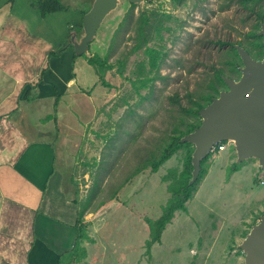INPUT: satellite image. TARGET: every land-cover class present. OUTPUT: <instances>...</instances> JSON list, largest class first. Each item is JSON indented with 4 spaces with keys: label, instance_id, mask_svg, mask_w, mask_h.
<instances>
[{
    "label": "rangeland",
    "instance_id": "1",
    "mask_svg": "<svg viewBox=\"0 0 264 264\" xmlns=\"http://www.w3.org/2000/svg\"><path fill=\"white\" fill-rule=\"evenodd\" d=\"M58 1L86 10L91 5V0ZM130 9L123 0L98 29L86 54L95 67L88 63V72L77 65L78 84L96 76L98 86L75 96L77 107L58 112L54 122L56 168L68 195L78 199L87 228V254L79 264H244L239 245L264 213V169L256 159L238 162L228 141L213 152L187 213L176 212L150 255L147 220L159 218L170 190L183 183L190 147L179 148L157 172L140 169L160 155L171 136L201 121L191 112L207 106V95L227 90L218 75L240 78L242 61L232 45L256 60L264 57L255 49L264 38L252 36L264 22V0L146 1L134 8L133 19L140 10L148 13L147 44L135 50L143 37L129 23L111 48ZM231 58L236 70L227 64Z\"/></svg>",
    "mask_w": 264,
    "mask_h": 264
},
{
    "label": "crops",
    "instance_id": "2",
    "mask_svg": "<svg viewBox=\"0 0 264 264\" xmlns=\"http://www.w3.org/2000/svg\"><path fill=\"white\" fill-rule=\"evenodd\" d=\"M40 1L0 0V264H79L87 254L81 242L83 258L70 256L78 206L56 168L52 138L60 112L77 107L75 96L92 94L99 82L85 74L89 81L78 84L77 65L88 72L90 65L75 60L72 48L49 54L81 29L89 9L62 5L43 16Z\"/></svg>",
    "mask_w": 264,
    "mask_h": 264
},
{
    "label": "water",
    "instance_id": "3",
    "mask_svg": "<svg viewBox=\"0 0 264 264\" xmlns=\"http://www.w3.org/2000/svg\"><path fill=\"white\" fill-rule=\"evenodd\" d=\"M122 1L91 0L89 10L83 15L82 32L78 35L72 31L70 34L76 56L90 52V44L98 29ZM126 1L142 7L150 0ZM257 34L264 38V22ZM234 47L242 61L240 78L234 80L222 75L227 90L221 91L218 97L199 110L200 126L180 139L181 143H190L194 147L191 185L199 178L202 161L223 141L234 144L238 162L253 158L264 169V58L256 60L241 45L235 44ZM239 248L244 254V264H264V213Z\"/></svg>",
    "mask_w": 264,
    "mask_h": 264
},
{
    "label": "trees",
    "instance_id": "4",
    "mask_svg": "<svg viewBox=\"0 0 264 264\" xmlns=\"http://www.w3.org/2000/svg\"><path fill=\"white\" fill-rule=\"evenodd\" d=\"M242 1H243L244 5L254 2V0H242ZM130 5H131V9L129 10V12H127L124 19L119 23V26H118L115 34H114L113 41L110 45L111 48L113 47L114 39L116 37H117V39H120V34L122 33L123 28L129 23H134L136 26L135 31H137V29H138L140 31V36L143 37L142 42H140L136 46L135 50L145 46L149 40L150 30L147 28V26L144 25V22L147 21V19H143L144 17H146L148 15V13L144 10H140L138 20L134 21V19H133L135 16L134 15V8L137 7V5L131 4V3H130ZM62 8H63V6H62L61 2L58 0H42L39 2V10L43 16H45L49 13H52L54 11L61 10ZM86 12L87 11H85L84 13H86ZM80 30H82V26H81ZM252 36L254 38H260L261 37V36H258V34L256 32H253ZM257 45L258 46H255V45L254 46H255V49H257L258 54L264 55L263 43L257 42ZM68 47L73 49L69 39L66 40V44L64 45V47L62 49L50 52L49 57L50 58L51 57H58ZM232 49L235 52V54L238 56V52L233 45H232ZM83 56L86 58L87 62L90 65L95 67V61L93 58H89L86 54H84ZM75 57H76V55L74 53V58ZM227 64H229L231 69H233V70H236L238 67L237 62L233 58L229 59L227 61ZM44 71H46V70H43L42 76L44 74ZM220 73H222V72H220ZM218 78H219V80H221L223 82L221 75H218ZM38 81L41 82L42 77ZM40 82L36 81L33 84H26L25 85V87L27 88L26 94L30 93L31 90L34 89ZM60 97H61L60 95L57 96L56 105H57V102L59 101ZM206 97L208 99V103H207V105H208L209 103H211V101L213 99V94H209ZM56 105H55V107H56ZM203 106L204 105H199L196 112H191V113H193V115H195L201 119V117L199 115V110ZM200 124H201V121L197 124L190 123V124H188L189 129L186 132L183 131L179 135L171 136L170 140L165 144L164 148L162 149V152L160 153V155L157 158L148 159L145 163H143V165L140 169V170H144L147 168H151L152 172H157L159 170V168L164 163H166L169 159H171V157L179 150V148H181L183 146H189L190 147V150L188 152V156H187L186 161H185L183 183L181 185H178L174 189L170 190L171 197L168 200L167 204L163 207L162 213L159 216V218L156 219L155 221L147 220V223H148L149 228H150V235H149L148 240L145 243L147 255H150V251H151L154 244H160L161 243L162 234L166 230L167 226L172 223L176 212L181 211V212L187 213V211H188L187 203L194 197V192L197 189V185L205 178V176L208 173V168L205 167V164L210 159L212 153L209 154L202 161V163H201L202 168H201V172H200L198 180L194 184H192V185L190 184V180L192 178V170H193L191 159H192V153H193L194 147L190 143H181L180 142V139L185 134L192 132L195 128L200 126ZM225 143H227V141L220 142L215 147L214 152L215 153L219 152L220 146H224ZM236 169H237V167L234 168V170H236ZM73 202L75 205L78 206V219H77V223H76V227L78 230V240H77V243H76L74 250L71 252V255H70V256H73V261H74V258L77 257L80 259V257H83L85 255V250L80 247V243L83 242L84 239L87 237V235H86L87 228H86V224H85L84 220L82 219V217L84 215H83V212L79 208L78 199L74 198Z\"/></svg>",
    "mask_w": 264,
    "mask_h": 264
},
{
    "label": "built area",
    "instance_id": "5",
    "mask_svg": "<svg viewBox=\"0 0 264 264\" xmlns=\"http://www.w3.org/2000/svg\"><path fill=\"white\" fill-rule=\"evenodd\" d=\"M223 148H224L223 146H220L219 151H221ZM214 150H215V148H214Z\"/></svg>",
    "mask_w": 264,
    "mask_h": 264
},
{
    "label": "flooded vegetation",
    "instance_id": "6",
    "mask_svg": "<svg viewBox=\"0 0 264 264\" xmlns=\"http://www.w3.org/2000/svg\"><path fill=\"white\" fill-rule=\"evenodd\" d=\"M263 58H264V57H263ZM263 58H262V59H263ZM262 59H261V60H262Z\"/></svg>",
    "mask_w": 264,
    "mask_h": 264
}]
</instances>
